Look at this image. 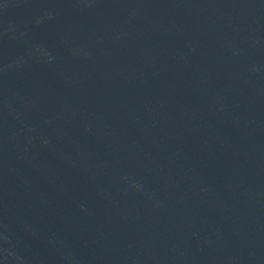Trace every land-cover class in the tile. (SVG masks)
I'll return each mask as SVG.
<instances>
[{
    "label": "water",
    "instance_id": "water-1",
    "mask_svg": "<svg viewBox=\"0 0 264 264\" xmlns=\"http://www.w3.org/2000/svg\"><path fill=\"white\" fill-rule=\"evenodd\" d=\"M0 264H264V0H0Z\"/></svg>",
    "mask_w": 264,
    "mask_h": 264
}]
</instances>
